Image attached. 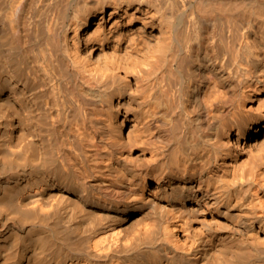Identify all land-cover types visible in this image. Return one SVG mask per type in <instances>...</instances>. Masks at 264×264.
<instances>
[{
    "label": "bare ground",
    "instance_id": "obj_1",
    "mask_svg": "<svg viewBox=\"0 0 264 264\" xmlns=\"http://www.w3.org/2000/svg\"><path fill=\"white\" fill-rule=\"evenodd\" d=\"M0 264H264V0H0Z\"/></svg>",
    "mask_w": 264,
    "mask_h": 264
}]
</instances>
